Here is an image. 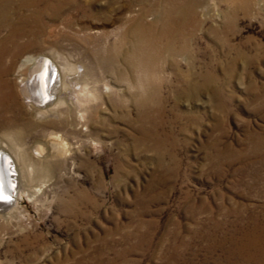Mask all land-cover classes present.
Returning a JSON list of instances; mask_svg holds the SVG:
<instances>
[{
  "label": "rangeland",
  "instance_id": "rangeland-1",
  "mask_svg": "<svg viewBox=\"0 0 264 264\" xmlns=\"http://www.w3.org/2000/svg\"><path fill=\"white\" fill-rule=\"evenodd\" d=\"M154 4L161 18L171 7ZM192 13L177 18L176 51L130 75L143 85L95 68L114 89L93 114L94 140L65 125L24 129L28 151L52 132L68 152L33 182L42 184L35 197L23 194L1 215L0 264H264V0H198ZM90 26L96 36L113 28ZM55 34L62 47L29 52L90 65L72 33ZM149 86L155 99L141 123L155 141L138 137L130 96ZM27 110L8 115L22 125Z\"/></svg>",
  "mask_w": 264,
  "mask_h": 264
},
{
  "label": "bare ground",
  "instance_id": "bare-ground-1",
  "mask_svg": "<svg viewBox=\"0 0 264 264\" xmlns=\"http://www.w3.org/2000/svg\"><path fill=\"white\" fill-rule=\"evenodd\" d=\"M158 1L171 5L162 18L155 15V0H0V217L9 216L23 194L32 198L50 176L54 158L68 152L64 138L52 132L45 138H36L28 151L23 145L24 129L65 125L94 140L90 132L95 124L91 123L93 114L100 111L114 89L95 70L112 73L118 82L131 79L137 88L144 83L130 75L153 69L161 50L176 51L174 26L180 23L177 18L186 14L192 21L198 0H187L177 7L176 0ZM90 24L113 28H104L96 36ZM55 33L66 39L72 33L75 50L82 49L90 58V65L72 62L60 52H29L43 51L53 43L62 47L59 40L51 42ZM12 73L16 75L22 104L11 86ZM201 87L195 84L190 89L198 93ZM149 88L145 94L135 90L130 95L137 110L134 120L140 123L148 120V107L155 99V88ZM13 109H28V121L17 124V119L9 116ZM84 125L88 131L82 129ZM140 127L139 138L155 141V128L144 129L143 123ZM1 153H6L10 161ZM8 168L13 172L10 177ZM9 178L14 182L15 194L10 192ZM36 179L42 183L39 188L34 187ZM260 252L264 254L261 249ZM244 258L249 260L253 256L248 254Z\"/></svg>",
  "mask_w": 264,
  "mask_h": 264
},
{
  "label": "water",
  "instance_id": "water-1",
  "mask_svg": "<svg viewBox=\"0 0 264 264\" xmlns=\"http://www.w3.org/2000/svg\"><path fill=\"white\" fill-rule=\"evenodd\" d=\"M1 155L3 156V157H5V158H8L9 159V157H8V155L6 154V153H1ZM9 161H10V159H9ZM8 174H9V177H10V174L12 175L13 174V172H11V170H9V168H8ZM9 184H10V186H9V188H10V192H12V194H15V192H14V187H15V185H14V182L11 180V178H9ZM12 199V198H11Z\"/></svg>",
  "mask_w": 264,
  "mask_h": 264
}]
</instances>
